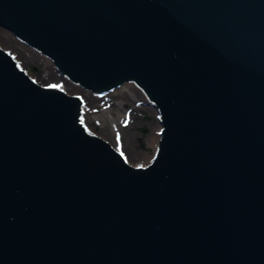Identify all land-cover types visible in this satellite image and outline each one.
Returning a JSON list of instances; mask_svg holds the SVG:
<instances>
[{
	"label": "water",
	"instance_id": "obj_1",
	"mask_svg": "<svg viewBox=\"0 0 264 264\" xmlns=\"http://www.w3.org/2000/svg\"><path fill=\"white\" fill-rule=\"evenodd\" d=\"M2 17L88 84L136 77L165 124L134 168L0 47V264H264V0H0Z\"/></svg>",
	"mask_w": 264,
	"mask_h": 264
},
{
	"label": "rangeland",
	"instance_id": "obj_2",
	"mask_svg": "<svg viewBox=\"0 0 264 264\" xmlns=\"http://www.w3.org/2000/svg\"><path fill=\"white\" fill-rule=\"evenodd\" d=\"M0 29L4 33L6 32L5 30H7L1 25H0ZM10 34L12 37L11 41H15L14 42L15 44L20 42L21 47L23 46V48L26 49V51L24 52L27 55L33 52L34 49H35L34 51H37L35 47L31 46L26 42L21 41L12 32ZM11 44L12 43L8 41V45L10 46L9 49H11L13 53L15 52L16 55V51H13L15 46ZM35 57L32 59H25V57H22L20 61L23 60L24 61L23 63H25L23 68L27 70L29 69L31 75L34 78L40 80L39 82H43L44 80H47L48 78H52V76H55L50 73V71L53 70L52 68H55L54 64L52 63L51 60L48 59L46 55H44L42 52L39 51V54H37V56ZM130 85H127V87H123L125 91L127 90L126 96L125 97L122 96L117 100L116 103L118 104V106L114 105L113 99L109 100L108 97L104 98L103 97L104 95L101 96V100H98L97 102V104H99V108H97V110L91 113L92 115L91 114L90 116L87 115L88 117L85 125L89 128V130H91V132L93 131L94 134H97L109 140L110 142H113V139L118 140L119 138H122L124 142V148H126L128 153H130L131 160L129 159L130 162L128 161V163H130L131 165L143 166L148 164L150 160H152V154L154 152L155 146L152 144L151 138L152 135H154L156 128L160 127L159 124L161 123L158 120L155 107L153 106L154 109L149 106H147L146 108L143 107L145 102L144 96H141V93H139L138 89H136L135 87L134 89L132 85L131 86ZM79 87L78 88L75 87L76 90L79 89L78 90L79 92H85L84 95H86V93L89 92L90 88L87 89V87L84 88L83 86L80 85ZM86 90L88 91L86 92ZM133 109L134 111H136L137 116H135V120L132 121L131 123V127L129 128L130 132H127L126 134V127L129 126L128 121L130 119H126L127 117L125 116L126 114L131 113ZM125 119L128 121H124ZM122 127L125 128L123 129ZM119 131H122V135L120 137H119V133H120ZM123 134L126 136H124ZM113 144L115 143L113 142Z\"/></svg>",
	"mask_w": 264,
	"mask_h": 264
},
{
	"label": "bare ground",
	"instance_id": "obj_3",
	"mask_svg": "<svg viewBox=\"0 0 264 264\" xmlns=\"http://www.w3.org/2000/svg\"><path fill=\"white\" fill-rule=\"evenodd\" d=\"M2 20H5V23L4 22L2 23L0 21V25L7 29V30H5L6 31L5 33L2 32V30L0 29V47L3 48L4 53L6 51L7 53H9L11 55V57L13 58V60L16 61L17 68L18 69H23L25 71L26 75L29 76L32 79V80L29 79V81L34 82V83H37V84H40V85H43V86H46V87H53L55 89L62 90L64 92H66L67 94H70V95L79 97L80 98V105H81V113H82L83 127H84L85 131H87L88 133L93 134V135H97V134H94L93 131L91 132V130H89V128L85 124H86V120H87V117H88L87 115L90 116L91 113H93L95 110H97V108H99V104H97V102H98V100H101V96L104 95L103 97L104 98L105 97H108L109 100H112L113 99L114 105L115 106H118V104L116 103L117 100L120 97H122V96H124V97L126 96V91L127 90L125 91L123 89V87H127V85H130L131 84L133 88L135 87L136 89H138L139 93H141V96H144V98H145L144 105H146V106L143 105V107L146 108L147 106H149V107H152L153 109L155 107L158 120L161 123V124H159L160 127H157L156 128V131L154 132V135H152V138H151L152 144L155 146L154 152L152 154V160H150V162L148 164L143 165V166H141V165H137V166L136 165H131L130 163H128V161L130 162V160H131L130 153H128L127 149L124 148L123 139L122 138H119L118 140L117 139L116 140L113 139V142L115 144H113V142H110L107 139L106 140L112 146L121 149L122 152H123L124 158L126 160V163L128 165L134 167V168H141V167L147 168L149 165H151V164L154 163L155 158L158 156L159 149L161 150L162 149V146H163V145L160 146V143H161L160 141H161V134L164 132L163 127H164V124L165 123H163V121H162L163 118H164L163 117V113H161L160 110H159V107L157 105H155V101L156 100L155 101L154 100L153 101L151 100L150 94H149V91H148L149 89L147 88V86H144L143 84H141L136 77H134L132 75L129 76L128 74H127L128 77H125L124 78L125 80L123 82H121L120 84L114 85V84H111V83H107V85L103 86L102 88L95 87V85L93 86L90 83L88 84V83L84 82L82 79L73 77V75L70 74L69 71L64 70L62 68V66L59 64V62L57 61L56 56H54L51 52H49V51L45 50L44 48H42L41 46H39L38 43L33 42L31 40L25 39L22 36L23 34L19 33V29L18 28H16L14 25H13L14 27L11 26V25H9L8 24L9 22L7 23V20L6 19L3 18ZM10 31L14 35H16L18 37V39H20L21 41L26 42V43L30 44L31 46L35 47L37 49V51H34L35 50L34 49L33 52H31L30 54L27 55L24 52V51H26V49L23 48V46L21 47L20 42H18L17 44H15L14 43L15 41H11L12 37H11V34H10L11 32ZM15 39H16V37H15ZM8 41H10L12 43L11 45H14L15 46V48L13 49V51H16V55H15V52L13 53L12 50L9 49V47H10L9 45L10 44L8 45ZM39 51L42 52L44 55H46L48 57V59L52 61V63L54 64V67H55V68H52L53 70L50 71V73L52 75H55V76H52V78H48L47 80H44L43 82H39L40 80H38L37 78H34L31 75L29 69L28 70L27 69H24L23 68L24 67V64H25V63H23L24 61L23 60L20 61V59H22V57H25V59H32V58H34L35 56H37V54H39ZM8 58H10V57H8ZM45 61H47V60H45ZM79 85L80 86H83L84 88L87 87V89L90 88L89 89V92L86 93V95H84L85 92H79L78 91L79 89L76 90L75 87L78 88ZM87 91L88 90H86V92ZM105 95H107V96H105ZM97 105H98V107H97ZM143 107H142V109H143ZM136 114L137 113H136V111H134V109H133V111L131 113L126 114V116H125V117H127L126 119H130L129 121L126 120V119L124 120V121H128V125H129L128 127H126V134H127V132H130L129 128L131 127L132 121L135 120V116H137ZM126 124H127V122H126ZM119 132H120L119 133V137H120L122 135V131H119ZM97 136H99V135H97ZM124 136H126V135H124ZM137 164H140V163H137Z\"/></svg>",
	"mask_w": 264,
	"mask_h": 264
}]
</instances>
